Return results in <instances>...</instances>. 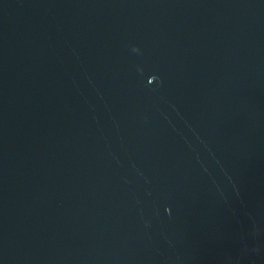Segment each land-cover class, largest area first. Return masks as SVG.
I'll use <instances>...</instances> for the list:
<instances>
[{"label": "water", "instance_id": "1", "mask_svg": "<svg viewBox=\"0 0 264 264\" xmlns=\"http://www.w3.org/2000/svg\"><path fill=\"white\" fill-rule=\"evenodd\" d=\"M0 264H264V0H0Z\"/></svg>", "mask_w": 264, "mask_h": 264}]
</instances>
